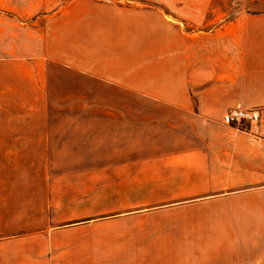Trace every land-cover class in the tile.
I'll list each match as a JSON object with an SVG mask.
<instances>
[{"label": "crops", "instance_id": "obj_1", "mask_svg": "<svg viewBox=\"0 0 264 264\" xmlns=\"http://www.w3.org/2000/svg\"><path fill=\"white\" fill-rule=\"evenodd\" d=\"M34 34L2 50L0 64L14 67L4 77L44 87L48 77H86L88 97L103 100L39 107V145L75 147L72 161L102 163L87 178L151 195L110 207L129 210L103 219L118 228L85 235L86 264H264V110L253 137L222 122L221 101L194 100L201 42L160 12L90 0L61 4ZM44 237L38 264H47ZM28 252L2 264L18 254L30 264Z\"/></svg>", "mask_w": 264, "mask_h": 264}, {"label": "rangeland", "instance_id": "obj_2", "mask_svg": "<svg viewBox=\"0 0 264 264\" xmlns=\"http://www.w3.org/2000/svg\"><path fill=\"white\" fill-rule=\"evenodd\" d=\"M68 1L0 0V57L8 54L2 50L17 49L18 42L44 28L46 15ZM90 1L160 12L200 41L196 54L202 71L192 89L196 102L200 95L210 106L215 98L222 102L221 114L237 105L264 110V0ZM12 68L0 64V264L14 251H30V264H38L34 252L43 248L45 234L47 264H86L93 242L85 235L102 232L107 227L103 219L129 210L110 207H134L147 203L151 195L135 193L129 185H104L102 177L87 178L88 170L102 163L72 161L77 157L71 156L75 147L39 145L38 133L45 123L39 107L92 102L86 77H48L44 87L39 81L4 77L3 71ZM93 89L102 90V84L96 80ZM97 98L94 104H102V98ZM56 116L46 115L48 120ZM262 123L263 118L259 137ZM91 148L80 146L78 152ZM18 255L16 264L22 259Z\"/></svg>", "mask_w": 264, "mask_h": 264}, {"label": "built area", "instance_id": "obj_3", "mask_svg": "<svg viewBox=\"0 0 264 264\" xmlns=\"http://www.w3.org/2000/svg\"><path fill=\"white\" fill-rule=\"evenodd\" d=\"M263 110L258 107H243L237 105L225 111L221 120L239 131L249 134L253 137H259L261 131V122Z\"/></svg>", "mask_w": 264, "mask_h": 264}]
</instances>
